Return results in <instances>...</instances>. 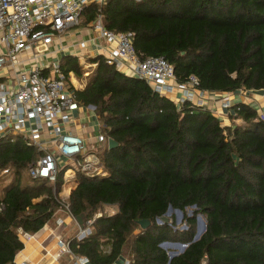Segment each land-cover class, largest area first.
Masks as SVG:
<instances>
[{"label": "trees", "instance_id": "trees-1", "mask_svg": "<svg viewBox=\"0 0 264 264\" xmlns=\"http://www.w3.org/2000/svg\"><path fill=\"white\" fill-rule=\"evenodd\" d=\"M97 14L107 30L132 33L141 57H163L178 83L193 76L199 91L264 94V0H108L86 6L81 25ZM87 60L96 68L72 91L78 104L94 107L100 132L118 147L100 153L104 176L79 174L68 212L83 222L103 206L115 214L96 219L82 241L72 239V252L91 264H123L124 250L130 264H168L160 245L179 241L187 247L169 264H264V120L258 112L236 103L228 117L242 124L222 126L207 108L177 107L107 65L103 55ZM58 64L66 79L85 73L75 57ZM37 156L20 137L0 138V173L7 170L0 175V264H15L24 249L18 229L34 235L62 213L63 172L54 186L32 179L27 164ZM169 207L194 208L185 219L188 233L156 223ZM197 215L206 228L193 241ZM141 220L151 225L143 230Z\"/></svg>", "mask_w": 264, "mask_h": 264}, {"label": "built area", "instance_id": "built-area-1", "mask_svg": "<svg viewBox=\"0 0 264 264\" xmlns=\"http://www.w3.org/2000/svg\"><path fill=\"white\" fill-rule=\"evenodd\" d=\"M107 1L0 0V138L20 137L38 153L27 164L32 179L46 180L54 186L60 172H63L61 212L75 221L77 241L86 238L91 233L93 222L103 215L99 211L79 225L69 216L67 199L78 185L79 174L88 177L105 175L99 156L108 148V139L100 132L99 124L96 131L88 134L95 132L96 135L88 139L78 134L75 125L79 119H97L94 107L76 102L72 88L78 90L75 83L80 88L82 86L73 73L66 79L58 62L48 65L45 61L56 39L79 25L80 15L86 6L96 4L102 7ZM90 28L96 35L92 40H98L101 44L99 49L107 52L104 57L107 65L125 70L129 76L144 81L154 93L177 107L189 102L207 108L211 93L199 91L198 81L193 76L185 83H178L173 67L163 57L143 58L138 55L133 47L132 33L107 30L100 14ZM81 46L84 47L85 43ZM95 68L96 64H88L83 79L89 77ZM220 105L229 108L231 104L229 100L222 99ZM210 111L217 117V110ZM259 118L264 120V113L259 114ZM6 173L4 170L0 175ZM55 224L62 229L68 225L61 218H57ZM17 233L19 238L21 235L29 237L21 229ZM71 240L57 237L58 251L53 259L59 260L66 255L69 264H91L88 257L72 252ZM164 245L169 244L160 245L169 257L172 253L167 249L171 246L164 248ZM15 264L29 262L22 259ZM123 264H130V261L124 258Z\"/></svg>", "mask_w": 264, "mask_h": 264}, {"label": "crops", "instance_id": "crops-1", "mask_svg": "<svg viewBox=\"0 0 264 264\" xmlns=\"http://www.w3.org/2000/svg\"><path fill=\"white\" fill-rule=\"evenodd\" d=\"M88 26H90V24H88ZM93 37H96V35L90 27L75 28L67 31L64 35H61L56 39L50 48V55L45 62L48 63V65H51L54 62H58L63 56H71L77 58L79 64H81L85 60L97 55H103L105 57L107 52L99 49V45L101 44L98 40L93 41ZM83 42L85 43L84 47L81 46ZM81 89L82 88H78V90ZM209 96L210 97H208V99L210 100H207L206 107L208 110L215 109L218 111L217 117L219 118L220 123H222V126H229L233 122L235 124H242V121L233 120L232 122L228 117L229 113L233 114L231 108L236 103L250 105L258 112V115L264 113V94L260 92H242L238 96H234L232 94L211 93ZM213 97L215 99L214 102L212 101ZM222 99L229 100L231 104L229 108L221 107L220 102ZM98 124V120L93 117L87 121L79 119L76 122L75 130L78 134L88 139L92 135L90 134V136H88V134L92 131H96ZM41 231L30 236L27 240L29 241L31 239L33 242H37L34 246L33 252L25 253L26 245L24 244V249L16 255L15 262L25 259L31 264L40 263V252L44 248L45 244H47L46 241L49 239V235L41 234Z\"/></svg>", "mask_w": 264, "mask_h": 264}, {"label": "rangeland", "instance_id": "rangeland-1", "mask_svg": "<svg viewBox=\"0 0 264 264\" xmlns=\"http://www.w3.org/2000/svg\"><path fill=\"white\" fill-rule=\"evenodd\" d=\"M81 24L82 23L79 20V25L77 27L78 28L90 27L88 25H81ZM88 64H89L88 60H85L80 65H81L83 70L87 71L86 67ZM90 71H91V69L88 70V72H90ZM77 80H78V83L81 84L82 88L84 87V85L87 82V78L83 79V77L81 79L77 78ZM75 85H76V88H80L77 83H75ZM221 125H222V123H221ZM94 135H96L95 132L91 136H94ZM8 181H9V178L6 179V182H8ZM2 185H4V184H2ZM59 196L63 198L62 193L59 194ZM99 211L102 213V215H108V214L112 215V212L115 213V209L111 206H103V207H101V209ZM193 211H194V208H188L183 213L182 212L177 213V212L173 211L170 215H168L170 222L166 223V224H168L172 228V230H175L178 233H188L190 231V228L186 224L185 219L187 217L192 218L194 215ZM57 218H61V219L65 220L66 223H68V225L65 226V229H62L61 227L56 226L55 220ZM201 222H204V224L206 223L205 217L203 215H197L196 216V224H195V228H194L195 235L198 232H200V230H201ZM138 231L139 230H136L135 233H138ZM41 232H42L41 234H44V235L48 234L49 239H48V241H46L47 244H45L44 248L40 252L41 261L39 264H69L66 255L63 256L59 260H54L53 256L58 251L57 246H56V239L58 236H60V238H65L66 240H69V239H76L77 240V239H79V236L77 234V229L75 226V221L73 219L71 220L68 217V215L59 212L56 214V216L54 217V219L52 221H50L48 224H46L43 227ZM30 236H32V235H29V237ZM29 237L21 235L19 239L21 240V242L23 244H25V242L29 239ZM167 243L169 245H171V247L167 249L169 252L177 254V255H179L181 253L179 248L176 247V245L182 244L181 242H179V241H168ZM102 251L104 253H108L110 251L109 246L103 245ZM122 256L124 258H126L127 260H129L131 258V257H129L127 250H124V252L122 253ZM29 264H31V263L29 262Z\"/></svg>", "mask_w": 264, "mask_h": 264}, {"label": "water", "instance_id": "water-1", "mask_svg": "<svg viewBox=\"0 0 264 264\" xmlns=\"http://www.w3.org/2000/svg\"><path fill=\"white\" fill-rule=\"evenodd\" d=\"M107 143H108V149L109 150H112L116 147H118V144L111 138H109L107 140ZM174 210H172L171 207L168 208V210L166 211L165 215L160 217L159 219L156 220V223L161 225L163 223H169L170 222V219L168 218V215H170ZM174 212H177V213H180V211L178 210H175ZM76 221L79 225H82L83 221H82V217H77L76 218ZM137 224L140 226L141 229L145 230L147 229L150 225H151V222L149 220H141V221H138ZM205 228H206V225L204 224V222H201V230L200 232H198L193 241H197L200 239L201 235L204 233L205 231ZM167 246H171V245H167ZM166 245H164L163 247H167ZM177 248H179V250L181 251V253L184 252V250L186 249L187 245H184V244H178L176 245ZM177 254H170V256L168 257V264L171 262V260L176 257Z\"/></svg>", "mask_w": 264, "mask_h": 264}, {"label": "bare ground", "instance_id": "bare-ground-1", "mask_svg": "<svg viewBox=\"0 0 264 264\" xmlns=\"http://www.w3.org/2000/svg\"><path fill=\"white\" fill-rule=\"evenodd\" d=\"M37 244V242H33V240H29L25 242L26 245V251L25 253L33 252L34 246ZM35 253V252H34Z\"/></svg>", "mask_w": 264, "mask_h": 264}]
</instances>
